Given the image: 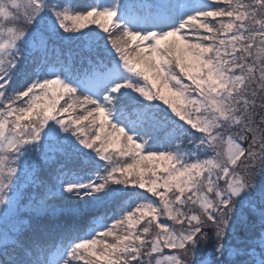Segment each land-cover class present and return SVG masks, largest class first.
I'll list each match as a JSON object with an SVG mask.
<instances>
[{
	"label": "snow or ice",
	"instance_id": "1",
	"mask_svg": "<svg viewBox=\"0 0 264 264\" xmlns=\"http://www.w3.org/2000/svg\"><path fill=\"white\" fill-rule=\"evenodd\" d=\"M262 173L264 0H0V264H264Z\"/></svg>",
	"mask_w": 264,
	"mask_h": 264
},
{
	"label": "trees",
	"instance_id": "2",
	"mask_svg": "<svg viewBox=\"0 0 264 264\" xmlns=\"http://www.w3.org/2000/svg\"><path fill=\"white\" fill-rule=\"evenodd\" d=\"M71 47L75 49L76 45L72 44ZM65 51H67V49H65ZM61 103H63V101H61ZM37 163L39 165V171H38L39 178L42 181H44L50 188L54 189L55 187H58L59 181L57 179V175H58L57 164L51 162L45 163L43 158H40L37 161ZM26 189L28 192L34 194H38L40 191H42V189H37L34 187H30L29 189V186L27 184H26ZM25 201H27V197L25 198ZM52 203L56 204L55 214L49 212L48 214L39 217L40 222L42 224L47 225L50 230L54 231L59 226L65 223H70L74 219H79V217H75L73 215V208L76 206L75 198H73V201L71 203H65L60 201H53ZM29 218L30 221L28 222ZM20 219L23 221V230H22L21 238L26 244L31 243L33 240L37 238V233H35L31 227V225H34L36 223L37 218L31 212L30 208H24L21 210Z\"/></svg>",
	"mask_w": 264,
	"mask_h": 264
},
{
	"label": "rangeland",
	"instance_id": "3",
	"mask_svg": "<svg viewBox=\"0 0 264 264\" xmlns=\"http://www.w3.org/2000/svg\"><path fill=\"white\" fill-rule=\"evenodd\" d=\"M93 27H95V26H93ZM185 83H188V81H186ZM156 103L162 105V101L157 100ZM162 106L165 107V108L167 107L166 105H162ZM102 163H103V161H102ZM257 183L262 185V186H264V173H262V174L257 176ZM23 187L26 189V184ZM29 189H30V187H29ZM27 193H28V195H32V196H36L37 195V194L31 193V192H28V191H27ZM25 203L27 204L28 201H25ZM29 221H30V218L28 219V222ZM254 230L256 232L259 231L258 222H257V225H256ZM243 238H244V231L240 228V226H238V228H237V236L236 237H230V239H232L234 244H240V241L243 240ZM213 243H214V237L209 241L208 244L203 245V247L206 250H210ZM244 259H247V257H239V260H244Z\"/></svg>",
	"mask_w": 264,
	"mask_h": 264
}]
</instances>
